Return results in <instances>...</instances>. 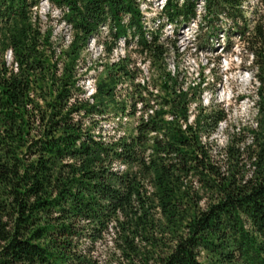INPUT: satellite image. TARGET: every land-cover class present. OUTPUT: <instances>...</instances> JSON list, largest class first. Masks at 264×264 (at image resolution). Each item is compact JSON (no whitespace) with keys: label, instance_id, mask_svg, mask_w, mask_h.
Listing matches in <instances>:
<instances>
[{"label":"trees","instance_id":"16d2710c","mask_svg":"<svg viewBox=\"0 0 264 264\" xmlns=\"http://www.w3.org/2000/svg\"><path fill=\"white\" fill-rule=\"evenodd\" d=\"M42 1L72 32L58 58L33 15ZM140 1L0 0V264H264V102L244 147L252 174L223 175L203 135L226 114L178 83L163 37L166 24H205L206 43L221 35L230 52L236 40L263 85L264 0H165L150 28ZM102 27L107 54L121 42L158 81L131 84L127 111L115 98L119 79H134L128 53L104 64L92 101L76 96L81 51ZM105 99L137 115L132 133L106 137L85 124ZM189 176L216 195L204 208Z\"/></svg>","mask_w":264,"mask_h":264},{"label":"rangeland","instance_id":"374dc122","mask_svg":"<svg viewBox=\"0 0 264 264\" xmlns=\"http://www.w3.org/2000/svg\"><path fill=\"white\" fill-rule=\"evenodd\" d=\"M249 2L253 6L257 0H249ZM162 4L163 0L140 1V9L148 28L157 23V14ZM198 11H202L201 2ZM33 15L37 16L40 32L50 34V40L56 48V57H60V51L66 48L72 38L70 27L63 21L62 14L47 1H42L37 8H33ZM205 30V24L199 28L195 21L177 27L166 24L163 37L169 48L167 66L178 74V83L189 92L197 94L198 88L202 89L201 97L204 105L224 110L226 118L218 123L216 129L208 136L203 135V140L207 143L212 163L218 167L220 173L226 175L237 168L238 175L247 178L253 170L248 159L253 147H250L248 152L244 147L251 141L250 130L255 128L258 119L257 107L264 102V84L258 85L255 81L256 69L251 62L252 58L241 49L236 40L231 51L226 52L222 49L225 43L224 37L220 35L218 39L212 38L206 43ZM106 33V27H102L99 33L89 38L86 48L81 51L76 66L79 78L77 82L79 90L75 91L76 96L79 100L92 101L90 96L94 92L96 81L106 78L107 75V67L104 64L117 61L118 57L128 53L130 61L124 63H127L134 79L120 78L117 82L115 98L116 106L124 105L127 111L131 108L132 100L128 99L126 90L131 88V84L136 82L142 84L145 80L150 90L151 84H157L158 81L148 80L150 74L147 62L133 49H125L121 42L110 54H107L101 45ZM4 60L10 65L11 55L7 53ZM113 104L114 102L105 99L103 113L86 118L85 124L93 127L96 134L101 132L106 137L121 135L124 132L132 133L137 115L131 117L123 115L119 110H114ZM136 106L139 107L140 104ZM194 106L195 104L192 103L190 112H195ZM193 112L190 114V121L193 120ZM228 146H232L233 150L228 151ZM233 152L238 159L233 157ZM116 165L117 169L124 168ZM191 179L193 188L201 196L199 206L204 208L216 195L197 178ZM109 246H111L110 241L98 244L95 254H101L100 258L105 260L108 257L106 248ZM200 259L205 261L202 257Z\"/></svg>","mask_w":264,"mask_h":264}]
</instances>
